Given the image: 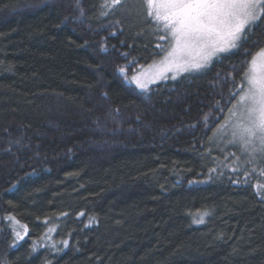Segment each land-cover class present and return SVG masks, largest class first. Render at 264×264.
Returning <instances> with one entry per match:
<instances>
[{"label": "trees", "instance_id": "1", "mask_svg": "<svg viewBox=\"0 0 264 264\" xmlns=\"http://www.w3.org/2000/svg\"><path fill=\"white\" fill-rule=\"evenodd\" d=\"M103 4L0 0V264H264V155L213 135L264 24L142 90L168 41L132 0Z\"/></svg>", "mask_w": 264, "mask_h": 264}, {"label": "snow or ice", "instance_id": "2", "mask_svg": "<svg viewBox=\"0 0 264 264\" xmlns=\"http://www.w3.org/2000/svg\"><path fill=\"white\" fill-rule=\"evenodd\" d=\"M126 2L104 0L101 14L107 16L113 10L124 8ZM131 6L138 15L154 23L157 32L163 33L158 37L160 41H168L167 46L157 44L160 53L164 54L157 71L160 76L165 72L206 68L214 57L226 58L238 50L242 43L247 42L248 34L257 24H264V0H132ZM256 47L257 42H254L253 48ZM245 55L252 57L242 77L247 87L241 83L230 93L231 97L239 96L240 104H233L228 109L230 118L213 135L219 133L221 137H228V143L239 145L242 152L251 158L248 163H252L256 154L264 155V48L255 53L245 50ZM118 71L126 74V67H120ZM143 75L141 71L139 76L131 77V81L142 90L147 83L141 82ZM221 110L218 106L217 111ZM204 120L207 123V115ZM233 156L235 158L234 153ZM255 173L256 168H252V174ZM260 174L264 176V169L260 170ZM255 189L257 195L264 198V183H257ZM8 219L14 220V217ZM194 223L203 224V216L196 218ZM22 228L27 234V226ZM48 231L50 233L54 229L49 228ZM16 235L18 239H23L20 233ZM62 243L67 247V241Z\"/></svg>", "mask_w": 264, "mask_h": 264}, {"label": "rangeland", "instance_id": "3", "mask_svg": "<svg viewBox=\"0 0 264 264\" xmlns=\"http://www.w3.org/2000/svg\"><path fill=\"white\" fill-rule=\"evenodd\" d=\"M162 59H163V56L160 59H158L157 61L153 62L152 64L144 66V67H141V69L135 73V75L139 76L141 71H143L144 75L142 77H140V78H141V82L142 83L147 81L145 89L149 88L150 86H152V85H154V84H156L158 82L167 81V80H170V79H176V78L182 76L183 74H189V73H192V72H196V71L165 72L163 74V76H160V75L157 74V71H158L159 63H160V61ZM259 63H260V61L258 60V64ZM173 76H175V78H172ZM153 77H155V79H153ZM132 82L134 84H136L134 81H132ZM244 86L246 88L247 84L245 83ZM239 104H240V99L238 97L236 105L239 106ZM229 118H230V113L227 115L226 120L229 119ZM226 138L228 140V137H226ZM16 222L17 221H15L14 224H15V227L17 229V232L23 234L24 230H23L22 226H24V225L21 224V223H16Z\"/></svg>", "mask_w": 264, "mask_h": 264}]
</instances>
